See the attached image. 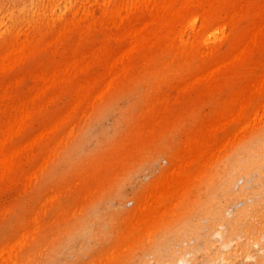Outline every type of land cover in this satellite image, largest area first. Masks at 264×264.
Listing matches in <instances>:
<instances>
[{
  "label": "rangeland",
  "instance_id": "1",
  "mask_svg": "<svg viewBox=\"0 0 264 264\" xmlns=\"http://www.w3.org/2000/svg\"><path fill=\"white\" fill-rule=\"evenodd\" d=\"M3 1L0 264H258L264 0Z\"/></svg>",
  "mask_w": 264,
  "mask_h": 264
},
{
  "label": "bare ground",
  "instance_id": "2",
  "mask_svg": "<svg viewBox=\"0 0 264 264\" xmlns=\"http://www.w3.org/2000/svg\"><path fill=\"white\" fill-rule=\"evenodd\" d=\"M0 3H2L3 4V6L5 7V8H7V3L5 2V1H3V0H0ZM1 8V7H0ZM108 15V14H107ZM18 18V16L17 15H15L13 18H12V20L14 21V22H16L15 21V19H17ZM263 144H264V142H262ZM263 149H264V145H263ZM257 158H259L258 156L257 157H255L253 154H251V155H249V159H248V163L247 164H242V163H240V162H234V163H236V168L234 169L235 170V172H236V174H237V176H239V174H241V175H243L244 177H248V176H250V175H252L253 174V172H255L256 173V177H258V180H260L261 181V184H260V186H261V188H262V186H263V184H264V174L263 173H261L262 172V170H261V166H264V161H262V160H264V158H262V160H257ZM258 169V170H257ZM260 173H259V172ZM258 173H259V175H258ZM255 177V178H256ZM262 178H263V180H262ZM229 187V186H228ZM228 189H230V187L228 188ZM259 204H261V203H259ZM249 249L247 248V249H245L244 251H241L240 253L241 254H249ZM225 261H230V257H227V258H225ZM215 261H211L209 264H213ZM259 263L258 264H264V255L262 256V257H260L259 258V261H258Z\"/></svg>",
  "mask_w": 264,
  "mask_h": 264
}]
</instances>
